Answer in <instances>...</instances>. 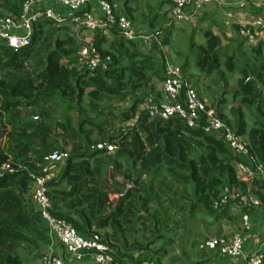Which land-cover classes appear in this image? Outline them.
Masks as SVG:
<instances>
[{"label": "trees", "instance_id": "obj_1", "mask_svg": "<svg viewBox=\"0 0 264 264\" xmlns=\"http://www.w3.org/2000/svg\"><path fill=\"white\" fill-rule=\"evenodd\" d=\"M25 1L0 0V16L17 17ZM102 1L115 16L158 30L162 48H172L169 0H145L141 8L137 0ZM212 15L203 10L200 19ZM237 30L234 25L227 45L209 26L200 29L202 44H195L191 30L189 47L199 74L188 76L187 62L179 68L190 84L204 78L208 96L220 91L214 103L219 118L264 164V89L259 86L264 87V58H259L264 41L244 55ZM82 34L69 19L56 25L42 18L29 46L13 50L0 43V264H35L48 249V234L29 195L34 180L52 166L59 167L46 183L52 216L81 235H97L119 264H160L156 242L172 243L190 227L201 234L193 227L196 214L222 220L227 208L215 211L212 204L224 188L248 190L264 214V181L252 188L242 182L237 160L222 141L175 118L151 119L139 109L142 100H128L138 91L155 92L165 50L127 40L116 26L106 34L96 29L87 35L95 51L109 58V68L83 71L76 61L85 46ZM235 75L228 93L229 106H236L225 112L224 88ZM62 149L63 159L53 162ZM62 184L67 191L58 190Z\"/></svg>", "mask_w": 264, "mask_h": 264}, {"label": "built area", "instance_id": "obj_2", "mask_svg": "<svg viewBox=\"0 0 264 264\" xmlns=\"http://www.w3.org/2000/svg\"><path fill=\"white\" fill-rule=\"evenodd\" d=\"M167 26H176L195 20L200 11L216 4L218 0H169ZM253 0H234L227 2L224 16L233 20L235 12L254 6ZM52 21L56 25L69 19L83 31V46L76 55L80 70H107L109 58H103L91 44L88 32L99 29L104 34L112 26H116L127 40H141L150 47L156 43L162 48L160 32L136 25L124 16H115L111 6L102 0H26L21 6L17 17L0 16V43L13 50H19L30 45L34 25L39 19ZM238 37L246 47H257L264 41V15L257 16L251 22L239 24ZM163 50L165 47L162 48ZM161 79L154 93L147 92L143 98L140 110L147 113L151 119L168 120L175 118L191 130H201L205 135L214 136L222 141L225 147L236 158L235 169L240 180L253 187V183L264 181V164L257 162L228 125L222 121L213 102L198 97L194 87L183 79L181 70L166 57L159 61ZM137 117H135L136 119ZM135 119L126 123L133 124ZM108 152H112L110 146ZM55 162H60L65 156L54 153ZM48 177H38L34 180L30 199L40 220L47 231L48 238L61 248L59 252L44 254L35 264H65L64 257L74 262L90 258L92 264H119L112 258L110 249L103 244L97 235L88 237L78 233L72 226L52 216V202L46 196ZM235 205L240 209V231L233 234L229 242L222 245L219 252L230 258L242 259L243 264H261L262 255L242 256L243 233L250 230L249 212L260 210V202L249 191L240 192L234 188H224L219 198L213 202L215 211ZM241 210H244L241 212ZM141 264H152L143 262Z\"/></svg>", "mask_w": 264, "mask_h": 264}, {"label": "crops", "instance_id": "obj_3", "mask_svg": "<svg viewBox=\"0 0 264 264\" xmlns=\"http://www.w3.org/2000/svg\"><path fill=\"white\" fill-rule=\"evenodd\" d=\"M231 1L234 0H218L216 4H213L212 6L204 9L211 12L213 11V9H215L216 6H218L219 9L213 12V15L218 18L219 14H224V12L226 11L227 2ZM253 2L255 4L254 6H250L242 11L235 12L233 20H227L224 24L222 22H218L216 27L218 31H214V33L220 37V33H223L228 40H231L233 38V32H231V30L234 25L237 26L239 24H245L251 22L259 15H264V0H253ZM195 21L196 20H192L191 23H194ZM166 49H169V47H166ZM204 81L206 80L204 78H201L191 85L194 87L196 92L199 93V98L207 100V98L202 94V90L205 89L204 87H207L208 85L205 83L203 84ZM157 84L158 81H154L155 87L157 86ZM146 94V91H138L136 92V94H134V96H132V98L140 99L143 101V98H145ZM68 149L69 147H67V150ZM48 171L49 172L46 176L48 177V179H52L58 174L59 167L52 166ZM58 190L67 191V186L65 184H62L58 187ZM225 213V217H223V219L219 222H216V224H213L210 221L206 223L207 225L204 228H208L209 232H206V230L201 227L204 230L203 233L201 232V234H203V244L198 245L196 254L192 258L193 261L189 264H243L244 260L240 258H230L222 255L219 252L220 247L229 242L233 234H236L240 231V209L232 204L227 208ZM249 216L250 230L243 233L244 244L242 256L246 257L248 255H262L263 260L261 264H264V214L262 213L261 209L252 210L249 212ZM201 228L199 229L200 231ZM44 232L47 233L45 229ZM206 239L211 242H218V247L210 248L205 244ZM172 243H174V240L172 241ZM60 249L61 248L57 243L48 238V249L44 252V254L57 253L60 251ZM154 250L157 249L154 248ZM169 251H158L156 256L157 258H159L160 264H184V262L181 261V255H183L182 250H179V248L177 247L176 251H172L171 249ZM64 263L92 264L90 258H85L78 263L74 262L67 256L64 257Z\"/></svg>", "mask_w": 264, "mask_h": 264}, {"label": "rangeland", "instance_id": "obj_4", "mask_svg": "<svg viewBox=\"0 0 264 264\" xmlns=\"http://www.w3.org/2000/svg\"><path fill=\"white\" fill-rule=\"evenodd\" d=\"M137 3H138V6L141 8L143 6V3H145V0H137ZM153 4H155V3H153ZM136 6H137L136 4H131V7H133V8H135ZM218 9H219V7L216 6L215 9H213V11H211V12H214ZM203 10H205V9H202L200 11V13L196 17V19H195L196 21L194 23L187 22V23H182L179 26L178 25L174 26L172 36L171 35H170L171 37L169 36L172 48H169V49L165 48L164 49L166 51L165 52L166 58L172 64L179 67V64H183L185 62L188 63V65H189V67L187 69V75L188 76H193V75L197 76L199 74L198 69L195 66L196 54H193L194 52L189 47V44H190L189 38H190L191 30L194 31V34H197V35H194L195 36L194 37L195 44H202L203 39L201 38L200 29L207 28V26H209L212 28L213 31H218L216 28L217 23L222 22L224 24L227 21L224 14H219L218 18L215 15H212L210 18H208V16H206V17H204V21H201L200 18L202 16ZM231 32H232V30H231ZM220 34H221V39L224 42L223 45H227V43L229 41H232V40H228L223 33H220ZM232 36L234 39V34ZM247 48L248 47L243 45V48L241 51L244 55H249V50ZM230 52H231V50L229 49L228 53H230ZM179 53H181V54H179ZM259 58H264V49L261 50V55H259ZM236 76L237 75L233 76L232 78L231 77L229 78L228 85L226 88H224V90L226 91V94L228 92H230V90L232 89ZM204 83L208 84L207 81H204L203 84ZM204 88H206V87H204ZM209 92H211V91H209ZM202 93H204L203 96L207 98V101H210L213 103H216L217 101H219V95H220L219 90H218V92H215L214 96L210 95V94L208 96L206 94V90H204V89L202 90ZM132 96H134V95H132ZM132 96H130L128 99L130 102L134 99V98H132ZM225 98H226V102H227L225 112H227L228 108H230L232 106L235 107L236 104L229 106V105H231L229 93L227 95H225ZM128 107H129V105L127 104L126 106L124 105L122 107V109H127ZM71 116L75 120L76 113L75 112L71 113ZM247 121H248V125L250 126L251 120L248 119ZM209 221L212 222L213 224H216V222L213 221L212 217L207 216V215H202V214H196L194 217L193 227H194V229L198 230L201 227H205L207 225L206 223H208ZM204 229L206 230V232H209L208 228H204ZM179 237L180 238H173L174 243H176V244L169 243V241L167 242L166 240L161 239L155 243L154 248L157 250L159 249L160 251H163V250L169 251L170 249L172 251H176V249L178 247L179 250H182V253H183V255H181V261L184 262V264H189L193 261L192 258L196 254V251L198 249L197 248L198 245L203 244V234H200L198 232L193 233V231L191 230V227H190L189 231L186 233L183 232V234H182L181 232H179Z\"/></svg>", "mask_w": 264, "mask_h": 264}, {"label": "water", "instance_id": "obj_5", "mask_svg": "<svg viewBox=\"0 0 264 264\" xmlns=\"http://www.w3.org/2000/svg\"><path fill=\"white\" fill-rule=\"evenodd\" d=\"M249 78L250 79H253L252 77H249ZM256 82L258 83V81H256ZM259 86H260V90H263L264 89V87L262 85L259 84ZM61 153L64 154V150L63 149L61 150ZM52 161L55 162V156L52 157ZM134 186H136V182L134 183ZM201 232L202 233L204 232V230L202 228H201ZM205 244L207 246H209L210 248H213V247H216L217 248L218 247V242H211L208 239H206Z\"/></svg>", "mask_w": 264, "mask_h": 264}]
</instances>
